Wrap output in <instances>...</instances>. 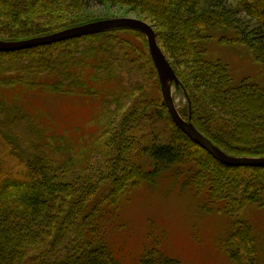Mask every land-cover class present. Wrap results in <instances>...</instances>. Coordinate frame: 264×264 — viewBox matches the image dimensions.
I'll use <instances>...</instances> for the list:
<instances>
[{
    "label": "trees",
    "instance_id": "1",
    "mask_svg": "<svg viewBox=\"0 0 264 264\" xmlns=\"http://www.w3.org/2000/svg\"><path fill=\"white\" fill-rule=\"evenodd\" d=\"M89 3L146 15L157 27L158 44L173 59L185 99L179 114L190 117L223 152L264 157V0H0V40L61 30L65 25L55 20L67 8ZM126 32L133 40L122 35ZM233 46L250 54L261 79H235L222 56ZM123 71L133 76L132 83L121 84ZM12 86L107 95L119 113L114 119L113 111L105 113L98 137L79 133V144L70 141L62 159L53 135L14 102L0 99V264H120L108 233L121 203L133 187L164 180L192 191L205 212L232 219L222 242L230 264H264L258 261L256 229L241 218L245 209H264V166L222 164L173 124L141 32L114 28L0 51V87ZM94 145L105 163L88 173L76 164V151L86 155ZM259 251L264 259V250ZM136 264L179 262L152 245Z\"/></svg>",
    "mask_w": 264,
    "mask_h": 264
},
{
    "label": "rangeland",
    "instance_id": "2",
    "mask_svg": "<svg viewBox=\"0 0 264 264\" xmlns=\"http://www.w3.org/2000/svg\"><path fill=\"white\" fill-rule=\"evenodd\" d=\"M78 5L67 8L62 14V19L55 20L65 25L62 29L119 17L140 18L150 22L144 14L110 3ZM132 34L126 32L122 35L133 40ZM84 44L86 43L79 41V45ZM159 46L174 67L173 59L169 58L164 46L161 44ZM215 48L214 44L211 50L216 51ZM222 56L230 63L233 75H236L235 79L260 78L257 75L258 65L244 48L233 46L231 50H223ZM14 61L19 64L18 59ZM126 71L118 73L122 85L132 83L133 76ZM114 80L117 81V77ZM109 83L111 86L110 81ZM121 93L122 91L118 92V95ZM171 94L178 109L180 104L185 102L184 96L174 84L171 86ZM0 99L5 103L14 102L24 113L30 114L44 131L53 135L56 145L61 147V151L57 153L62 159L68 155L66 146L70 145V141L79 144L75 140L80 136L79 133L86 132L88 135L91 134L90 136L95 134L98 137L101 134L98 122L100 119L104 122L105 113L108 115L113 111V119L119 113L118 106L113 108L114 104H111L113 99L107 95L73 96L68 93H52L38 86L34 90L15 86L0 87ZM88 135H84V141ZM84 141L80 144L86 146ZM90 148L91 151L86 155H83L84 151L81 149L76 151L78 156L75 161L83 170L93 173L102 170L105 159L99 146L94 145ZM49 151L56 155L53 147ZM244 211L241 218L249 220L256 229L254 237L258 261L261 259L263 262L259 249L264 250V209ZM118 215L116 226L109 230L108 244L120 264H136L144 249L152 245H156L163 253L176 259L179 264H230L222 242L226 240V233L233 224L232 219L223 213L205 212L197 204L193 192L181 188L179 182L164 180L154 185L141 184L133 187L127 199L121 203ZM238 238L234 240L236 244L241 240V235Z\"/></svg>",
    "mask_w": 264,
    "mask_h": 264
},
{
    "label": "water",
    "instance_id": "3",
    "mask_svg": "<svg viewBox=\"0 0 264 264\" xmlns=\"http://www.w3.org/2000/svg\"><path fill=\"white\" fill-rule=\"evenodd\" d=\"M114 28L134 29L145 36L149 54L158 74L162 99L173 124L180 131L222 164L229 166H264V157H237L223 152L194 126L190 117L185 119L179 114L171 94L172 84L175 87L179 86L178 77L158 44L154 28L143 19L132 17L105 19L72 26L43 36L17 41L0 40V51L9 52L48 45Z\"/></svg>",
    "mask_w": 264,
    "mask_h": 264
}]
</instances>
